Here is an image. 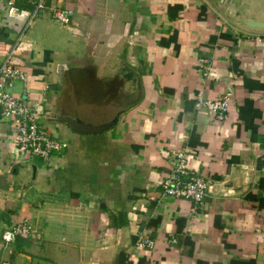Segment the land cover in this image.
<instances>
[{"label":"crops","instance_id":"1","mask_svg":"<svg viewBox=\"0 0 264 264\" xmlns=\"http://www.w3.org/2000/svg\"><path fill=\"white\" fill-rule=\"evenodd\" d=\"M9 1L0 43L23 36L28 74L13 93L68 146L20 157L16 126L0 121V262L264 264V208L247 198L264 179V32L235 27L220 0H46L74 12L68 26L49 9L32 20L37 0H15L12 18ZM200 93L232 94L224 121ZM62 118L106 128L79 133ZM179 151L213 184L200 206L162 195ZM24 222L37 237L5 247ZM142 236L155 247L137 248Z\"/></svg>","mask_w":264,"mask_h":264},{"label":"built area","instance_id":"2","mask_svg":"<svg viewBox=\"0 0 264 264\" xmlns=\"http://www.w3.org/2000/svg\"><path fill=\"white\" fill-rule=\"evenodd\" d=\"M36 14L49 9L52 18L58 23L68 26L72 24L74 12L70 9L49 8L46 0H37ZM20 9L15 0L8 3V14L17 17ZM23 36L15 44L0 43V121H11L16 126V153L23 158L37 157L43 161H50L56 154L62 153L67 148V142L58 139L53 132L41 122V113L32 107L28 100L18 98L13 90L17 85L27 86L28 74L24 65L22 54L26 44ZM264 41V39H258ZM198 106L207 108L218 120L224 121L231 105L232 94L215 101L203 100V95H198ZM162 195L165 197L186 200L201 205L213 189V184L204 176L195 172L189 165L188 157L184 151L173 152L169 172L160 184ZM37 231L28 223H18L3 232L2 241L9 247L19 238L35 239ZM139 249H153L154 242L141 237L137 242ZM0 264H9L6 261Z\"/></svg>","mask_w":264,"mask_h":264},{"label":"water","instance_id":"3","mask_svg":"<svg viewBox=\"0 0 264 264\" xmlns=\"http://www.w3.org/2000/svg\"><path fill=\"white\" fill-rule=\"evenodd\" d=\"M218 8L235 27L253 33L264 32V0H220ZM61 121L79 133H99L106 128L85 125L69 118Z\"/></svg>","mask_w":264,"mask_h":264},{"label":"trees","instance_id":"4","mask_svg":"<svg viewBox=\"0 0 264 264\" xmlns=\"http://www.w3.org/2000/svg\"><path fill=\"white\" fill-rule=\"evenodd\" d=\"M204 13V9L203 11L200 13V17L201 15ZM262 190H264V179H262L259 183V194L254 195V194H250L247 198L250 201L256 202L259 204V208H264V193L262 192ZM236 264V263H234ZM241 264H255V261H250V262H243Z\"/></svg>","mask_w":264,"mask_h":264},{"label":"rangeland","instance_id":"5","mask_svg":"<svg viewBox=\"0 0 264 264\" xmlns=\"http://www.w3.org/2000/svg\"><path fill=\"white\" fill-rule=\"evenodd\" d=\"M255 6H258L257 4H255ZM105 85L102 83V85H100V87H99V89L101 88V90L100 91H98V93L99 92H101V95H105ZM89 96V95H88ZM85 96H83V98H84Z\"/></svg>","mask_w":264,"mask_h":264}]
</instances>
